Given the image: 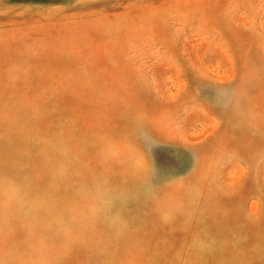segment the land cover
<instances>
[{
  "label": "rangeland",
  "instance_id": "rangeland-1",
  "mask_svg": "<svg viewBox=\"0 0 264 264\" xmlns=\"http://www.w3.org/2000/svg\"><path fill=\"white\" fill-rule=\"evenodd\" d=\"M0 264H264V0H0Z\"/></svg>",
  "mask_w": 264,
  "mask_h": 264
}]
</instances>
